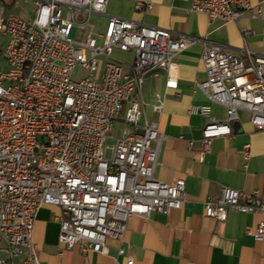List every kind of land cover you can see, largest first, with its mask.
<instances>
[{
	"label": "built area",
	"instance_id": "built-area-1",
	"mask_svg": "<svg viewBox=\"0 0 264 264\" xmlns=\"http://www.w3.org/2000/svg\"><path fill=\"white\" fill-rule=\"evenodd\" d=\"M32 1L27 19L0 7L8 65L0 71V236L7 252L0 264H41L32 231L44 204L62 211L58 241L67 249L77 244L81 252L104 251L106 238L121 243L133 215L166 214L181 205L184 179L165 182L153 175L164 134L145 116L144 102L132 95L156 69L164 70L166 86L175 88L172 59L187 46L202 43L205 78L197 86L225 109L224 118L216 119L208 104L191 106L190 112L207 117L199 158L214 137L231 135L238 109L249 113L253 127L264 129V54L244 49L239 55L196 36L172 37L168 29L119 16H110L105 29L95 31L89 17L104 13L107 0ZM134 6L146 10L151 2ZM190 10L222 22L261 16V8L253 10L249 0H192ZM114 48L132 52V61L115 59ZM77 66L87 71L79 79L73 76ZM152 109L160 113L162 102ZM120 119L141 132L113 136ZM249 154L246 143L243 159ZM227 208L264 215V189L221 186L216 197L204 201V214L215 219L224 220ZM245 231L264 241V219Z\"/></svg>",
	"mask_w": 264,
	"mask_h": 264
},
{
	"label": "crops",
	"instance_id": "crops-1",
	"mask_svg": "<svg viewBox=\"0 0 264 264\" xmlns=\"http://www.w3.org/2000/svg\"><path fill=\"white\" fill-rule=\"evenodd\" d=\"M24 1L0 0V7L27 19L33 13L24 18L17 8ZM136 1L145 0H107L104 13L91 14L100 22H90L91 16L89 22L98 31L110 16H119L168 29L172 37L196 36L239 55L244 56V49L264 54V0H249L253 10L261 8L260 17L243 14L236 22L209 19L203 13L191 11L192 0H149L151 6L146 10L135 8ZM2 34L3 67L7 69L3 56L7 36ZM201 49L202 43L196 42L173 57L175 88L167 87L165 71L156 69L145 74L139 91L132 95L133 99L144 102L145 116L156 120L158 130L164 134L153 175L165 182L184 179L181 205L166 214L133 215L126 221L121 243L106 238L104 251L81 252L77 244L67 249L58 241V217L62 211L59 206L44 204L35 215L32 231L41 264H127L129 259L132 264H264V241L254 239L245 231L264 219V215L232 208L226 209L224 220L204 214L205 199L216 197L221 186L243 191L264 189V129L253 127L249 113L238 109L237 117L230 121L231 135L214 137L209 149L199 158L201 130L207 117L190 112L191 106L208 104L210 116L216 119L225 116L224 106L210 101L197 86L205 78ZM127 52L130 51L114 48L112 55L124 61L116 56ZM102 69L101 65L98 76ZM159 101L162 110L156 113L152 105ZM142 120L143 117L139 124ZM116 123L125 126L119 135L124 130L140 131L121 119ZM246 143L250 154L244 160L242 149ZM119 246L123 248L122 253H118ZM6 256V245L0 236V259Z\"/></svg>",
	"mask_w": 264,
	"mask_h": 264
},
{
	"label": "rangeland",
	"instance_id": "rangeland-1",
	"mask_svg": "<svg viewBox=\"0 0 264 264\" xmlns=\"http://www.w3.org/2000/svg\"><path fill=\"white\" fill-rule=\"evenodd\" d=\"M17 8L23 14L24 18H27V17H30L32 15V13L34 11V8H35V5L30 0H25L24 3H22L21 6L18 5ZM90 22H93V23L97 24L100 21H98L97 19H95L94 16H91L90 17ZM105 26L103 28H98V31H103L105 29ZM82 34H83V30L82 29H79L77 31L76 37L78 39H80L82 37ZM3 41H4V36L0 32V69H1V71L6 70V67H3L4 66V61L2 59V45H3ZM117 55L118 56H116V58H118L120 60H124L125 62H131L132 61V54L130 52H127V53H117ZM102 60H104V59H102ZM86 74H87V71L84 70L83 68H81L80 66H77L75 68L74 72H73V76H74L75 79H79V78L85 76ZM124 127H125L124 124H122V123H116L114 125V128L111 130V134L113 136L119 135L120 131Z\"/></svg>",
	"mask_w": 264,
	"mask_h": 264
},
{
	"label": "water",
	"instance_id": "water-1",
	"mask_svg": "<svg viewBox=\"0 0 264 264\" xmlns=\"http://www.w3.org/2000/svg\"><path fill=\"white\" fill-rule=\"evenodd\" d=\"M139 132H141V131H139Z\"/></svg>",
	"mask_w": 264,
	"mask_h": 264
}]
</instances>
